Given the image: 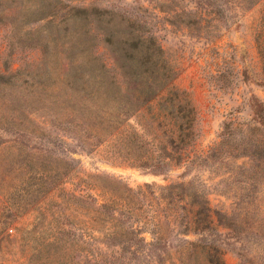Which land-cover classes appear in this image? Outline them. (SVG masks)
<instances>
[{
    "label": "trees",
    "instance_id": "16d2710c",
    "mask_svg": "<svg viewBox=\"0 0 264 264\" xmlns=\"http://www.w3.org/2000/svg\"><path fill=\"white\" fill-rule=\"evenodd\" d=\"M73 1L0 0V23L7 22L10 30L9 50H41L38 64L0 72V108L4 97L23 80L17 86L20 97L27 99L41 120L36 138L45 139L43 124H51L58 132L55 141L48 140L51 147H58L57 141L64 143L65 136L87 152L107 146L113 157L126 156L129 167L154 176H168L187 164H197L199 158L203 159L199 163L208 161L209 154L190 158L195 108L180 91L171 89L179 72L156 34L139 19L76 6ZM190 1L195 8L181 5L172 10L187 27L217 24L229 8L246 10L261 0ZM36 24L39 27L33 28ZM97 34L103 36L118 74L97 56ZM260 85L264 87V69ZM165 92L168 97H163ZM158 100V124H147L146 110ZM252 110L258 125L254 129L262 136L264 101L253 100ZM132 117L137 118V127L127 123ZM244 142L241 157L247 162L238 166V175L229 174L244 179H236L231 208L213 207L206 185L194 182L144 184L136 189L124 185L121 190L118 185L80 181L81 188L98 192L96 197L71 195L73 201L94 203L93 216L88 206L83 207L92 234L82 231L81 264H225L223 250L206 239L222 229L250 243L240 254V264H264V140ZM2 145L0 134V154ZM74 173L70 161L43 152L4 166L0 157V198L15 174L20 184L35 183L33 193L46 195L71 181ZM16 187L12 182L7 191ZM8 225L0 222V234ZM71 231L62 230V234L73 236ZM174 240L179 243L173 244ZM14 243L32 250L19 264H55V255L64 258L80 247L71 239L4 235L2 264L11 263L10 244Z\"/></svg>",
    "mask_w": 264,
    "mask_h": 264
},
{
    "label": "rangeland",
    "instance_id": "374dc122",
    "mask_svg": "<svg viewBox=\"0 0 264 264\" xmlns=\"http://www.w3.org/2000/svg\"><path fill=\"white\" fill-rule=\"evenodd\" d=\"M73 5L109 9L139 19L156 34L179 72L171 89L180 91L181 97L189 100L195 108V138L190 147V158L208 154L210 158L201 163L203 159L199 158L197 164H187L168 176H154L129 167L124 161L126 156L113 157L107 146L87 152L65 136V144L57 141L58 147H51L48 140L53 138L55 141L58 132L51 124H43L45 139L36 138L41 124L39 114L31 110L25 97L23 100L20 97L17 86L22 85L23 80L16 83L13 93L1 101L2 165L15 164L43 152L70 161L75 173L71 181L46 195L33 193L35 183L20 184V177L15 174L14 179L4 185V196L0 198V222L9 223L5 233L2 234L1 230L0 239L4 235L13 239L35 237L39 240L58 237L80 244L79 251H72L69 256L55 255V264H81L85 254L82 250L85 245L81 244L82 231L92 234L89 215L85 214L83 207L88 206L93 216L94 203L91 201L85 205L73 201L71 195L92 194L96 197L98 192L81 188L80 181L118 185L121 190L124 185L136 189L144 184L194 182L206 185L213 207L231 208L234 201L231 192H235L236 181L244 179L240 175L231 178L229 174L238 175L241 171L238 166L247 162L241 157L244 140H264L263 133L254 129L258 125L253 120L252 110L253 100L264 101V87L260 85L264 69V0L246 10L229 8L219 23L204 22L199 27H187L172 12L181 5L195 8L196 4L190 0H74ZM6 23H0V72L27 69V64H38L41 59L38 48L9 50L10 30ZM39 25H33V28ZM95 52L110 71L118 74L101 34H97ZM163 97H168V92ZM159 103L161 100L146 110L147 124H158L155 113H158ZM165 120L160 118L167 124ZM127 123L137 127L138 121L132 117ZM12 182L17 184L16 189L7 191ZM62 230H72L73 236L62 234ZM219 232L206 235V239L223 250L225 264H240V254L250 243L232 231L222 229ZM172 242L179 243L177 240ZM10 249L12 260L7 264H19V259L32 252L31 248H23L18 243L10 244Z\"/></svg>",
    "mask_w": 264,
    "mask_h": 264
}]
</instances>
